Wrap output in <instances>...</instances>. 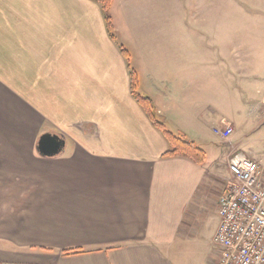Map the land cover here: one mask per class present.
<instances>
[{"label": "crops", "instance_id": "0c3cea01", "mask_svg": "<svg viewBox=\"0 0 264 264\" xmlns=\"http://www.w3.org/2000/svg\"><path fill=\"white\" fill-rule=\"evenodd\" d=\"M110 14L140 92L204 163L162 156L168 144L130 94L98 2L0 0V264H217V199L231 184L238 124L226 119L231 134L217 138L231 149L208 154L215 127L205 122L230 98L226 109L214 97L215 66L200 64L182 0H112ZM221 47L213 62L201 56L226 61L230 76ZM247 67L263 98L264 55ZM44 133L63 138L59 154L38 153Z\"/></svg>", "mask_w": 264, "mask_h": 264}, {"label": "rangeland", "instance_id": "374dc122", "mask_svg": "<svg viewBox=\"0 0 264 264\" xmlns=\"http://www.w3.org/2000/svg\"><path fill=\"white\" fill-rule=\"evenodd\" d=\"M182 13L186 29L192 31L193 34L198 32L200 64L215 66L214 97L217 101H221L220 105L225 99L226 109L228 98H230L228 110L223 113L216 109L209 114L205 122L206 126L214 125L215 128L222 130L225 128V126L221 127L224 121L233 119L238 124V128L232 144L237 147L238 152L251 155L258 161V155H264V121L258 127V115L264 113V95L260 98L261 100L258 99V70L247 67V64L255 61L258 64V53L264 55V0H182ZM176 30L179 29L171 25L169 31L175 32ZM139 33L142 37L147 32L140 30ZM212 44L229 47L232 60L230 76L227 74L226 61L225 64L222 62L213 64L206 63L203 59L206 57L213 62L211 49H215L213 54L216 56L220 52L217 50L222 49L220 45V47L212 48ZM129 64L130 68L136 71L134 62L131 61ZM243 64H246L244 71L241 68ZM245 72L247 73L246 80L250 82V85L244 89L245 80L242 76ZM140 91L138 87V92L141 93ZM240 95L245 104L240 102ZM164 125L166 130L177 135L165 122ZM208 137L214 145L212 148H207L208 154L219 152V150L226 153L231 149L228 142H218L217 138L225 139H221L215 133H208Z\"/></svg>", "mask_w": 264, "mask_h": 264}, {"label": "built area", "instance_id": "2783aa9c", "mask_svg": "<svg viewBox=\"0 0 264 264\" xmlns=\"http://www.w3.org/2000/svg\"><path fill=\"white\" fill-rule=\"evenodd\" d=\"M213 132L226 140L231 128ZM228 166L231 184L217 199V264H264V166L240 152L229 155Z\"/></svg>", "mask_w": 264, "mask_h": 264}, {"label": "trees", "instance_id": "16d2710c", "mask_svg": "<svg viewBox=\"0 0 264 264\" xmlns=\"http://www.w3.org/2000/svg\"><path fill=\"white\" fill-rule=\"evenodd\" d=\"M101 6V11L104 18V23L106 27V31L108 36L117 42L120 53L124 57L129 70V89L130 94L134 98V100L138 103V105L144 111L146 117L151 122V124L158 129L164 139L168 144V149L162 154L163 157H175L182 156L185 157L196 164H203L205 160L204 151L197 147L193 142L187 141L179 135H174L172 132L166 130L163 120L160 118L157 110L154 106L153 101L150 97L145 94L138 92V79L136 72L130 68V52L129 50L120 42L117 41V37L114 31V26L112 22V17L110 14V8L112 4V0H95ZM80 250L78 249H68L64 250V254H72L76 253Z\"/></svg>", "mask_w": 264, "mask_h": 264}, {"label": "water", "instance_id": "95a60500", "mask_svg": "<svg viewBox=\"0 0 264 264\" xmlns=\"http://www.w3.org/2000/svg\"><path fill=\"white\" fill-rule=\"evenodd\" d=\"M64 147V140L59 134L44 133L39 137L37 151L43 156L59 154Z\"/></svg>", "mask_w": 264, "mask_h": 264}]
</instances>
